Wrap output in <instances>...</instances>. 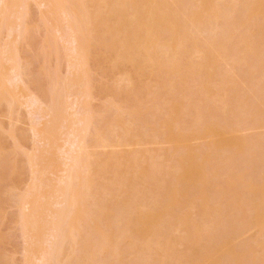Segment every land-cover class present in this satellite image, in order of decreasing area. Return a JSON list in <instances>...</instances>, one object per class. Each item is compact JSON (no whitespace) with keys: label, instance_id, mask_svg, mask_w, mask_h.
<instances>
[{"label":"rangeland","instance_id":"rangeland-1","mask_svg":"<svg viewBox=\"0 0 264 264\" xmlns=\"http://www.w3.org/2000/svg\"><path fill=\"white\" fill-rule=\"evenodd\" d=\"M25 1L7 12L12 31L0 29V50L20 69L10 75L1 59L0 264L59 251L63 240L49 236L63 208L67 216L57 188L69 157L82 155L85 211L56 264H264V0H69L75 15L88 13L82 59L63 41L61 7ZM52 76L67 85L55 103L69 108L74 95L84 106L77 116L67 108L56 141L44 117L60 93ZM79 133L82 150L66 155ZM33 192L52 206L39 216L43 243L26 233Z\"/></svg>","mask_w":264,"mask_h":264},{"label":"bare ground","instance_id":"bare-ground-1","mask_svg":"<svg viewBox=\"0 0 264 264\" xmlns=\"http://www.w3.org/2000/svg\"><path fill=\"white\" fill-rule=\"evenodd\" d=\"M8 1L9 0H1V2H0V29L2 30V29H4L3 27L7 24L8 26H9V22H11V21H9L8 23H5L6 21H8V19H10V18H12V17H15V16H12V17H10V18H7L9 15H7V12H8V10L10 11L11 10V8L13 7L12 5H14V10L16 11V10H18V6H20L21 4V6H23V7H21V9H23L24 10V8H25V3L27 2V1H25V0H17L18 1V3L17 4H14V3H12V1L10 0L9 2H10V4L8 3ZM16 1V0H15ZM20 1V2H19ZM38 1V0H37ZM62 3H61V2ZM69 0H39V2H42V4L41 5H43V6H45V5H47V6H49V5H53L54 7L56 6V8L58 7V9H60V7H61V11H63V16H62V18L64 19V16H65V21H68V23H69V27H70V29H71V34H68V33H66V34H68L69 36H67V37H65V34H64V39H63V41H65V43L67 44L68 43V46L70 45L71 47H72V49H71V51H69L68 50V52H70L73 56H75V55H78V56H81L80 57V59H82V55H79V54H82L83 53V47H84V31H82L83 29H84V27L82 28V26H80L81 24H82V19H83V22H87V19H85L86 18V15H88V13L87 12H84L85 13V15L83 14V13H81V16H78L77 14V16L73 13V11L75 10V9H77V7H79L80 5H78L79 4V2H76V4L77 5H75V9H74V7L72 8V10L68 7L69 5L67 4V2H68ZM71 1H73V0H71ZM76 1H78V0H76ZM25 2V3H24ZM53 2H56V4L55 3H53ZM59 2V3H58ZM74 2V1H73ZM57 3H58V5H57ZM69 3V2H68ZM71 3V4H70ZM69 4L70 5H72V2H70ZM27 4V3H26ZM74 4V3H73ZM51 5V6H52ZM73 6V5H72ZM50 7V6H49ZM48 7V8H49ZM16 8V9H15ZM53 7H50V10L52 9ZM56 8H53L52 10H55ZM57 9V10H58ZM79 9V8H78ZM78 9L76 10V11H78ZM81 9V8H80ZM79 9V10H80ZM19 10H20V8H19ZM18 10V11H19ZM49 10V11H50ZM51 10V11H52ZM56 10V11H57ZM17 11V12H18ZM12 11H10L9 13H11ZM60 13V12H59ZM58 13V14H59ZM75 13H77V12H75ZM80 13V12H79ZM16 14V13H15ZM50 14H52V15H54L53 13H50ZM56 14H57V12H56ZM57 14V15H58ZM85 16H83V15ZM13 15H14V13H13ZM22 15V14H21ZM84 18H83V17ZM20 17V16H19ZM23 17V16H22ZM52 17V16H51ZM55 17V16H54ZM61 17V16H60ZM59 17V18H60ZM76 17H80L79 19L80 20H78V18H76ZM81 17H82V19H81ZM58 18V17H57ZM87 18H88V16H87ZM227 19H229V18H227ZM11 20V19H10ZM13 20H15V19H13ZM12 20V21H13ZM20 20H21V18H20ZM55 20H56V18H55ZM58 20V19H57ZM79 22H78V21ZM59 22L60 21H62V20H58ZM71 21H72V23H71ZM226 20H224V23H226L225 22ZM15 22V21H14ZM65 23V22H64ZM81 23V24H80ZM12 24V23H11ZM10 24V25H11ZM84 24V23H83ZM224 25H226V24H223V26ZM231 25V24H230ZM59 27H60V24L58 25ZM62 26V25H61ZM68 26V25H67ZM6 27V26H5ZM68 27V28H69ZM8 27H6V29H7ZM9 28H12L11 26L9 27ZM62 30H63V28H61ZM226 30H227V28H225ZM85 30V29H84ZM7 32H11L12 31V29H10L9 31H8V29L6 30ZM59 31H61V30H59ZM65 31V30H64ZM60 33H62V32H60ZM59 33V34H60ZM63 34H61V35H63ZM71 47H69V48H71ZM80 50V51H79ZM1 51V50H0ZM13 51V50H12ZM69 53V55H71ZM76 53V54H75ZM3 56V57H2ZM77 56V57H78ZM17 57L18 56H15L14 57V55L12 54L11 55V52H10V50L9 49H4V50H2L1 51V53H0V78H1V76H3V75H5V74H3V73H5L4 72V67H3V65H1L2 63H3V61L1 60V59H5V61L6 62H8V64L9 63H11L12 64V68H11V73H10V75L12 74V73H15L16 71L18 72V71H20V69H18V59H17ZM15 58H16V61H15ZM84 59V58H83ZM75 60V59H74ZM77 60V59H76ZM16 64H15V63ZM77 62V61H76ZM82 62H84L83 60H82ZM11 64H10V66H11ZM18 65V66H17ZM75 65V64H74ZM79 65H80V67H83V65H84V63H79ZM82 65V66H81ZM4 66H5V63H4ZM71 66V65H70ZM72 67V66H71ZM76 67V66H75ZM75 67H73V68H75ZM81 70H83V68L81 69ZM81 70H79V71H81ZM3 72V73H2ZM16 72V73H17ZM76 73H78V72H76ZM82 74V73H81ZM16 75V74H15ZM15 75L13 74L12 76H14L15 77ZM18 76H20V74H19V72H18V74H17ZM16 75V78H18L19 79V77ZM55 75V74H54ZM9 76V75H8ZM8 76H7V78H8ZM72 76H74V75H72ZM79 76V75H78ZM82 76V75H81ZM5 77V76H4ZM53 78H54V76H52ZM51 77V78H52ZM11 78V77H10ZM9 78V79H10ZM52 78V79H53ZM58 77H55L54 79L56 80V84L57 83H61V84H58V86L56 87V85H54L56 88L54 89L55 91H57V88H58V90H59V92L64 88V90H66L65 89V87H62V86H67V85H63L62 83H64L63 81H59V79H57ZM5 80V78H1L0 79V82H2V80ZM12 79H14V78H12ZM53 79V80H54ZM75 79V78H74ZM78 79V78H77ZM11 80V79H10ZM52 80V81H53ZM55 80L53 81V82H55ZM59 81V82H58ZM76 81V80H75ZM75 81H72V83L74 82L75 83ZM4 82V81H3ZM3 82L1 83V85H0V88H1V90H2V88H3V90H6V86H4L3 85ZM69 82V81H68ZM8 83V82H7ZM10 83V82H9ZM12 83V85H13V81L11 82ZM71 82L70 83H68V85H70V84H72ZM72 84V86L73 85H77V83H78V81L76 82V84ZM82 82H80L79 83V85L81 84ZM54 84V83H53ZM65 84H67V83H65ZM62 85V86H61ZM53 86V87H54ZM78 86V85H77ZM60 87H62V89L60 88ZM12 88V87H11ZM67 88V87H66ZM84 88V87H83ZM9 89V88H8ZM52 89V90H53ZM74 89H75V87H74ZM54 90H53V92H54ZM84 90V89H83ZM9 91V90H8ZM67 91H68V89H67ZM1 92V91H0ZM6 91H4L3 92V95H5L4 93H5ZM52 92V93H53ZM70 92V91H69ZM74 92V90H73V88H72V92L71 93H73ZM77 92V91H76ZM8 93H10V92H6V94L8 95ZM52 93H50V96H54L55 95V93H53L54 95H52ZM63 92H60V93H56V97L58 96V94H59V96H61V94H62ZM65 93V92H64ZM63 93V94H64ZM66 93H68V92H66ZM83 93H86V92H83ZM1 94V93H0ZM14 93H12V94H9L8 95V99H10L11 97V99H13V98H15L14 96H12ZM3 95H1L2 96V98H3ZM11 96V97H10ZM54 96V97H55ZM59 96L56 98L55 97V99H54V97L51 99V100H53L52 101V103H53V105H51L50 106V108H49V111L47 112V111H45L44 113H46V115L44 114V117L45 116H49V117H51V120L53 121V124L48 128L49 129V132L50 133H48V135L50 134L51 136L50 137H53V139L57 136V134H53V133H57V130L58 129H60L59 128V124H61V126H63L62 125V121L64 120V119H62V118H65V117H67L68 115H70V112L71 113H73L74 111L73 110H75V111H78V109L80 108V107H82L83 106V103L82 102H80V100H79V98H76V96H74V95H71L70 96V94H69V96H70V99L72 98V97H75V99L73 100V102H71L72 104H70V107L68 108V107H64V106H66L65 104L67 103H63L64 102V100L63 101H59L58 103H55V102H57V99H60L59 98ZM10 97V98H9ZM83 97H85V95L83 96ZM62 98H65V97H62ZM66 98H67V96H66ZM69 98V97H68ZM35 99H36V97H35ZM38 99V98H37ZM14 100V99H13ZM39 100V101H38ZM37 101L39 102V103H41V101H40V99H38ZM68 100V99H67ZM37 101H36V103H37ZM55 103V104H54ZM80 103H82V105L80 104ZM41 104H43V103H41ZM63 104H64V106H63ZM44 105V104H43ZM59 105V106H58ZM38 106H40V105H38ZM84 107V106H83ZM66 108V109H65ZM67 108H68V110H70V112L68 111H66L67 110ZM41 109V108H40ZM65 109V110H64ZM72 110V111H71ZM64 112H67V113H69L68 115H67V113H66V115L64 114ZM74 113H76V112H74ZM74 113H73V115H74ZM79 114H81V112H79ZM64 115V116H63ZM74 116H77L76 114L74 115ZM88 116V115H87ZM86 116V117H87ZM80 117V116H79ZM86 117H85V119H86ZM68 118V117H67ZM67 118H65V119H67ZM76 119H78V117H75ZM83 119V118H82ZM88 119V121H90L89 119L90 118H87ZM68 120H69V118H68ZM74 120V119H73ZM73 120H72V122H73ZM66 121V120H65ZM70 121H71V119H70ZM69 121V122H70ZM83 120H81V117H80V122L81 123H83L82 122ZM62 122V123H61ZM76 122V121H75ZM75 122H73V123H75ZM79 122V119H78V121L75 123L76 125H77V123ZM79 122V123H80ZM84 123H86V122H84ZM67 125H69V124H67ZM83 125V124H82ZM81 125V126H82ZM60 126V127H61ZM65 126H66V124H65ZM70 126H72V125H70ZM69 126V127H70ZM89 126H90V124H89ZM88 126V127H89ZM58 127V128H57ZM84 127H86V126H84ZM55 128H57V129H55ZM81 128V127H80ZM56 131H55V130ZM79 129V128H78ZM90 129V128H89ZM88 128H87V130H89ZM82 130V131H81ZM85 130V128H82V129H80V131H81V133L83 134V135H85L86 133H83V131ZM33 131L35 132V129L33 128ZM48 131V130H47ZM52 132V133H51ZM88 132V131H87ZM36 133V132H35ZM77 133V132H76ZM38 134V135H37ZM46 134H47V132H46ZM40 135V132L39 133H36V137H38ZM42 135V134H41ZM47 135V136H48ZM53 135V136H52ZM54 135H56V136H54ZM70 135H72V134H70ZM74 135V136H73ZM72 136L73 137H75V138H72V142L71 143H69L68 141L66 142L67 143V145L68 144H70L69 145V151H67V153H66V155H69V153L71 154L72 152H80L81 150H82V148H83V144H84V139H81L80 137L81 136H79L80 135V133L79 134H73ZM76 135V136H75ZM83 135H82V137H83ZM43 136V135H42ZM42 136H40V137H42ZM71 136V137H72ZM44 137V136H43ZM42 137V138H43ZM46 137V136H45ZM44 137V138H45ZM85 137V136H84ZM83 137V138H84ZM87 137V136H86ZM70 138V137H69ZM47 139V138H46ZM45 139V140H46ZM49 139V138H48ZM52 138H50V140H53ZM56 139H57V137H56ZM56 139H54L55 141H56ZM86 140V139H85ZM71 141V140H70ZM48 143V142H47ZM49 144H55V142L53 141H51ZM52 145V146H53ZM73 148V149H72ZM71 150V151H70ZM78 154V153H77ZM72 155H74V154H72ZM83 156V155H82ZM82 156L79 158H76V157H74V156H66V159H67V157H69V159H70V162L73 164V165H71L69 168H67L66 166L68 165V163L67 164H64V165H66V166H64L66 169H67V171H65V168H64V171L65 172H63V173H68V176L66 175H64L63 174V177H64V181L62 182L63 184L65 183V185H63L62 187H61V185L59 186L60 188H57L58 190V192L56 193V194H58V199H59V201L58 202H60V204L62 205V204H65L67 207H66V209H65V214H67V216L66 215H64V208H63V212H60V215H59V217H58V221H57V223L55 224V228H54V232L55 233H52L51 235H49V236H51L52 238L54 237L55 238V243L54 244H57V243H59V242H57V241H59L58 239H62L63 240V244H62V246L60 247V246H57V245H55V247H60V249L58 248V250H56L55 249V247L54 248H51V249H54V250H56V251H58L56 254L59 256V254H61V256H62V249L64 248V243L66 244V242H68V240L70 241V238H72V241L77 237V235L79 234V230H78V227L76 228L77 230H75L74 229V227H75V224L74 223H76L75 221H73L74 219H78V213H80V212H84L85 210H81L80 209V207H81V205H82V207L84 206V204H81V203H84V197L86 196V194H87V189L85 188L86 186L84 185V183H82L83 182V180L81 179V182H76V180L77 181H80V179H79V177L80 178H82L81 177V175L79 174V173H81V171L79 172V169L81 168V166L83 167V166H85L84 164H86V169L88 168V166H90L87 162H83V164L81 163V161L79 160V159H81L82 158ZM38 157V156H37ZM36 157V158H37ZM85 157H83L81 160L83 161V159H84ZM69 159H67V162H69ZM30 160V159H29ZM38 160H39V158H38ZM39 162V161H38ZM70 163V164H71ZM51 165H52V163H50ZM69 164V165H70ZM88 164V165H87ZM50 165V166H51ZM85 168H84V170H86ZM81 170H82V168H81ZM36 171V170H35ZM77 171V172H76ZM79 172V173H78ZM38 173V172H37ZM77 173V174H76ZM80 176H79V175ZM77 176H79L78 177V179H77ZM65 177H66V180H65ZM38 181V180H37ZM81 185H80V184ZM76 184V188H75V185ZM35 185V184H34ZM34 185H33V187H34ZM40 185V184H39ZM80 185V186H79ZM36 186V185H35ZM77 186H79V188H78V190H79V192L77 193L76 192V190H77ZM84 186V187H83ZM36 187H38V186H36ZM36 187H34V190H32V191H35V192H37L35 189H37ZM40 187V186H39ZM38 187V188H39ZM41 188H42V186H41ZM33 189V188H32ZM60 189V190H59ZM83 190H85V191H83ZM28 192H30V191H28ZM35 192H33L31 195H30V197H29V195H27L28 196V198H30L29 200L28 199H25V203H23V204H25V207L28 209V210H30V212H28V213H30V215L29 216H27V220L25 219V221H26V223H25V225H27L26 226V228H27V234L28 233H31V235H32V233L34 234V236L36 235V232H37V230H38V228H39V223H38V221H39V216H43V218H44V215L43 214H41V212L42 211H45L43 208H45L47 205H48V203H49V199H48V201H47V197H45V199L43 198V201L45 200V202H43L42 201V199H40V201H39V199H38V197H37V194L35 193ZM40 192V191H39ZM82 192H84L83 194H82ZM31 193V192H30ZM50 193V192H49ZM49 193L47 194V195H49ZM29 194V193H28ZM43 194L44 193H42V192H40V195H42L43 196ZM44 195H46V193L44 194ZM46 195V196H47ZM52 195V194H51ZM84 196V197H82V196ZM56 196V195H55ZM52 197H54V196H52ZM80 199H82V200H80ZM24 200V199H23ZM26 200H28V201H26ZM52 201V203H53V200H51ZM56 201H57V199H56ZM23 202V201H22ZM41 202H42V205H41ZM58 202H57V204H58ZM51 203V202H50ZM49 203V204H50ZM46 204V205H45ZM60 204H58L59 205V207L61 206ZM43 205H45L44 207H43ZM78 205H80V206H78ZM50 206H51V204H50ZM49 206V207H50ZM54 206V205H53ZM63 206V205H62ZM55 207H56V205H55ZM51 208H52V206H51ZM67 208H69L68 210H67ZM80 209V210H78V209ZM57 209V208H56ZM50 211L51 209H49V208H47V210L45 211V212H47V211ZM75 211V212H74ZM77 211V212H76ZM56 212V211H55ZM71 212H72V214H71ZM44 213V212H43ZM58 213V212H57ZM74 213H77V214H74ZM69 214H71L72 216L73 215H75V216H73L72 218L73 219H71L72 221H73V224H72V228L70 227V225H71V223L68 225V226H66L67 228H71L70 230H69V235L66 233V232H63V229L61 230L63 233L61 234V232H60V225H62V224H60V223H62V221H64V219L66 218L67 219V217L69 218L70 216H68ZM54 215V214H53ZM77 215V216H76ZM56 216H58V215H56ZM64 216H66L65 218H64ZM23 218V217H22ZM42 218V219H43ZM45 220H48V219H44L43 221L44 222H46ZM54 220H56V218H54ZM42 222V221H41ZM50 222V221H49ZM53 222V221H52ZM68 222H71V221H69L68 220ZM47 223V222H46ZM54 223V222H53ZM52 223V224H53ZM40 224H42V225H45L43 222L42 223H40ZM64 224H65V222H64ZM63 224V226H65ZM49 225H51V222H50V224ZM46 226H48V225H46ZM49 227V229H50V227L51 226H48ZM62 227V226H61ZM40 228L42 229V227H41V225H40ZM39 228V230L41 231V229ZM60 228V229H59ZM63 228V227H62ZM48 229V228H47ZM47 229L45 228V231H47ZM51 230V229H50ZM53 231V230H52ZM64 231H66L65 229H64ZM24 232V233H25ZM42 232H44V230H42ZM42 232H39L40 234L42 233ZM46 233V232H45ZM50 233V232H49ZM39 234V235H40ZM54 234V235H53ZM67 234V235H66ZM42 235H44V234H42ZM30 236V235H29ZM41 236V235H40ZM42 238V237H41ZM44 238H46V237H44ZM43 238V239H44ZM53 238V239H54ZM35 239H39L40 240V237L39 238H37L36 236H35V238H34V241H35ZM60 239V240H61ZM32 240H33V238H32ZM40 241H42V240H40ZM53 241V242H54ZM32 242V241H31ZM36 242V241H35ZM29 243V242H28ZM33 243V242H32ZM40 244H41V242H39ZM42 243H43V241H42ZM30 244V243H29ZM34 244V243H33ZM35 245H37V244H35ZM37 246H39V245H37ZM54 246V245H53ZM36 247V246H35ZM35 247H30V248H35ZM52 247V246H51ZM37 248V247H36ZM31 249V250H32ZM30 250V251H31ZM36 250H38V249H36ZM36 250H34L35 252H36V255H37V251ZM53 250V251H54ZM39 251H40V249H39ZM35 252H34V254H35ZM46 252V253H45ZM45 252H42L41 251V257H40V260L39 261H41V263H39V264H43V263H47V261H49V260H51L52 262H54V260H59V259H53V257H57V255L55 254V256H54V254L52 255L51 253H49L48 252V250L47 251H45ZM52 252V251H51ZM62 252V253H61ZM31 253V252H30ZM39 256H40V254H39ZM38 256V257H39ZM53 256V257H52ZM60 256V257H61ZM55 257V258H56ZM59 257V258H60ZM34 260V259H33ZM36 261L38 260V259H35ZM49 263V262H48ZM55 263V262H54ZM50 264H51V262H50ZM56 264V263H55ZM72 264V263H71Z\"/></svg>","mask_w":264,"mask_h":264}]
</instances>
